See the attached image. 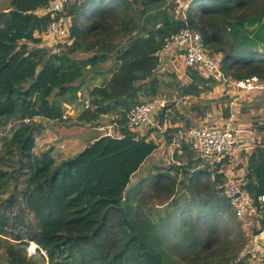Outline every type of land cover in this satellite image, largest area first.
Masks as SVG:
<instances>
[{
	"label": "trees",
	"instance_id": "1",
	"mask_svg": "<svg viewBox=\"0 0 264 264\" xmlns=\"http://www.w3.org/2000/svg\"><path fill=\"white\" fill-rule=\"evenodd\" d=\"M50 1L13 0L0 12V129L15 123L0 147V264H48L45 256L54 252L68 264H254L244 252L245 224L220 187L224 176L213 177L189 147L182 150L186 163L130 189L158 145L131 131L128 113L160 97L159 54L186 25L201 33L211 55L220 56L226 75L264 83V49L248 38L249 28L264 23V0H194L187 22L167 12L148 21L150 8L166 0H133L141 9L132 0H89L70 12L71 36L57 53L36 37L51 22L37 14ZM120 36L129 37L126 45L114 43ZM117 47V69L107 84L91 90L77 121L112 116L120 136L98 137L62 160L51 148L36 153L37 119L64 122L65 105L80 103L77 83L88 67L106 62ZM188 76L182 96L200 97L219 84L194 69ZM169 108L159 112L160 126ZM169 170L185 175L184 202L175 198L177 181ZM247 179L244 189L257 203L264 195V141L249 157ZM256 224L253 234L259 236L264 215Z\"/></svg>",
	"mask_w": 264,
	"mask_h": 264
},
{
	"label": "crops",
	"instance_id": "2",
	"mask_svg": "<svg viewBox=\"0 0 264 264\" xmlns=\"http://www.w3.org/2000/svg\"><path fill=\"white\" fill-rule=\"evenodd\" d=\"M172 3L175 4L173 0H167V4ZM162 5L161 7H164ZM38 14L39 16H43L42 9L38 11ZM154 20L155 18H152L150 21L153 22ZM144 23L148 24L146 20ZM36 37L40 38L41 35L39 33H36ZM119 38L122 41V46L126 45L129 40V37L125 38L120 36L116 38V41L114 43H118L117 39ZM248 38L250 39V41H255V45H257L260 49V52H262V49H264V23L254 28H249ZM41 39H43V46H47L50 48V43L53 42L50 41V43H48V41H45V38L43 37H41ZM118 48L121 47H117L111 53L107 54L108 60L106 62L96 65L93 68L88 67L92 68L88 71V73H91L92 76H87L82 83L78 84L81 87L80 92L78 93L79 101H81V98H85L87 100L91 90H93L95 87L103 86L110 81L114 73L112 71L115 68L117 69L118 67V63L116 61V53ZM159 55L160 67L159 70H157V75L161 80L162 89L160 97H158L157 99L166 100L168 103L167 108H170L167 110V117L164 125H159L158 130L162 133H167L168 128L170 130H174L175 128L183 125L192 126L193 124H200L205 114H201L199 112V108L208 107L205 109L204 113H207L208 111L212 112L214 115L213 122L218 123L219 125H224L231 121V119H234L235 124L239 127L240 130H242V133L239 134L238 143L236 144L234 153L223 164V166L221 167L222 173L219 174H222L224 176L225 183L230 180H242L246 184L248 180L247 175L249 157L264 141V132L260 129V127L264 126L262 124L264 123V91L241 95L237 90L233 88H227L223 85L218 84L212 92L204 93L200 97L182 96L180 89L183 86L191 83V79L188 76V69L184 64V57L182 52L174 46H169L166 47ZM217 59H219V57H217ZM162 67H164V69H162ZM88 85H91V90L88 92V95H84L83 92ZM223 97H225L227 103L220 101V98ZM171 103H174V105ZM65 108V121L71 119L73 116H75L77 119L82 111L78 107V105L66 104ZM223 108H225V112L223 111ZM200 114L201 117H199ZM37 121L40 122L42 126L40 128L36 141H38L40 138L42 139L45 134H47L46 137L51 140L55 137L52 132L50 134V129L52 130L53 128H48L47 130L44 122H50L52 125H56L62 122L53 120L50 121L40 118H38ZM156 123L157 122H155L154 126H156ZM9 126L10 128H12L10 132L11 134L13 128L15 127V123L12 122L9 124ZM154 133L155 132L151 133L150 131H148V134H146L145 136L148 138V140H153L158 145L157 150L151 157L155 156L156 153L164 149V145L166 144V141L163 142L164 137L165 139L166 136L168 137V135H165L163 137L160 136L161 138L157 140L154 136ZM169 133L170 132L168 131V134ZM166 145L170 147L169 142H167ZM72 148V145H70L68 142L60 144L54 150L55 158L58 160L66 159L82 151L81 150L77 153H73ZM47 149H50V144L46 146L45 150ZM181 153L182 151L179 154ZM192 153L194 159H196V154L194 152ZM175 154L177 155V153ZM215 174L216 172L214 173V175ZM224 184L220 187L224 188ZM255 221L256 223L259 222L257 221V219ZM259 236H255V238L253 239L254 241L250 242L252 250L248 252L252 255L254 264H262L264 261V246L257 242V238Z\"/></svg>",
	"mask_w": 264,
	"mask_h": 264
},
{
	"label": "built area",
	"instance_id": "3",
	"mask_svg": "<svg viewBox=\"0 0 264 264\" xmlns=\"http://www.w3.org/2000/svg\"><path fill=\"white\" fill-rule=\"evenodd\" d=\"M88 1L51 0L49 6L42 9L43 16L49 15L51 22L43 33H39L41 37L45 38L44 40L48 43L52 41L59 46L66 44L74 26V17L70 14V10L82 6ZM173 1L177 6V12L182 13V18L186 21L185 13L189 7L188 3L185 0ZM169 46H174L182 52L187 69H194L206 80L217 82L227 88H233L241 95L264 91V83L256 76L238 80L226 75L222 70L220 60L213 58L203 45L201 33L189 25H186L170 38L167 47ZM167 104L166 100L153 99L134 107L128 113L131 131L139 134L150 126H154L155 118L159 112L167 107ZM85 106H89L88 101H85ZM213 121L214 115L208 111L200 124L175 128V131L170 134L169 145L172 152L178 153L185 146L189 147L196 154V160L203 161L204 164L201 167L209 165L212 172L219 174L222 173L223 164L234 153L242 130L235 124L234 119L224 125H219ZM115 136L119 137L120 135ZM245 185L242 180H230L224 184V195L234 208L238 218L243 221L247 219L259 221L264 215V195H260L256 203L254 198L244 189Z\"/></svg>",
	"mask_w": 264,
	"mask_h": 264
},
{
	"label": "rangeland",
	"instance_id": "4",
	"mask_svg": "<svg viewBox=\"0 0 264 264\" xmlns=\"http://www.w3.org/2000/svg\"><path fill=\"white\" fill-rule=\"evenodd\" d=\"M12 1L13 0H0V12L8 11V9L11 7ZM185 1L190 6L192 1H194V0H185ZM133 2L134 1L132 0V3ZM133 4H134V6L140 7L139 3H133ZM162 6H164L165 8L161 7V6H155L153 8H150V15L147 16L148 21H150L152 18H155V17H159L161 19V13H163V12H167L170 15L172 14L176 17L181 15V18H182V13H180V14L177 13V6L174 3L167 4V0H166V2ZM141 8H143V7H140L139 9H141ZM139 9H136L132 12V16L136 21H138V19H139V11H140ZM72 10H70V12ZM119 40H120V38L117 39V41H118L117 46H119L122 42L121 40L120 41ZM50 45H51L50 48L47 46H43V45L42 46L47 48V49H50L54 53L61 51V49H58V46H59L58 44L54 43V45H53V43H50ZM91 56H93V53L83 54L79 57L84 58V57H91ZM211 56L215 59H217V57L220 58L219 55H216L217 57L214 55H211ZM99 64H101V63H99ZM92 68L87 69L84 77L77 84L82 83L87 76H92L91 73H88L89 69H92ZM162 69H164V67H162ZM115 70H116V68L112 72H114ZM90 90H91V85L86 86V88L83 92L84 95H88V92ZM85 101H86L85 98H81V101L78 104V107L81 110H83L85 108ZM220 101L227 103V100H225V97L220 98ZM171 104L174 105V103H171ZM223 111L225 112V108H223ZM199 117H201V114ZM155 122H157L156 126H150L149 128L145 129L142 133H139V135H143V137H145L146 134H148V131H150L151 133L155 132L154 136L157 140L159 138L165 136V135H168V137L166 136V139L164 137V141H163V142L166 141V144H167V142H169V138L171 136L170 134L173 133L175 131V129L170 130L168 128V131L170 132L169 134H168V131H167V133L166 132L162 133L158 130V126L160 124H159V120L157 119V117L155 118ZM260 122H261V120H260ZM44 124L46 125L47 130H48V128H53L52 130L50 129V134L52 132L55 135V137L51 140V139H48V137H46L47 134H45L42 139L40 138L37 141L36 153H41L42 151H44L46 149V146H48L49 144H50V148L55 150L57 146H59L62 143L64 144L66 142H68L70 145H72V147H73L72 152L77 153V152L83 150L89 144H91L94 141V139H97L98 137H101V136L110 135V134L115 136V134L117 133L116 132L117 130H115L116 125L114 122V117H112V116H104L98 122L92 123V124L80 123L77 121L75 116H73L69 120L58 123L56 125H52L50 122H44ZM262 124L264 125V123H262ZM189 126H191V125H189ZM189 126H184V127H189ZM262 127L264 128V126H262ZM11 129L12 128H10V126H7L6 128L0 129V147H1V143H2L3 139L5 137H9L11 135L10 134ZM47 133H48V131H47ZM166 144L164 145V149H162L158 153H156L155 156L148 158V160L146 161L144 166L141 168V170L133 176L132 182L130 185V189L135 187V185L139 184L141 181L151 184V178L154 177L155 175H157L159 173L167 172V170L170 167H179L180 163H186L187 156L183 151L181 154H179L178 152H172L171 148ZM175 153H177L178 158H176ZM169 171H170V175L172 177H174V179H176V181H177V189H176L175 198L178 201L184 202L185 199H187V198L189 199V196H187V191L185 190V188L183 186V182H185V175L183 173H181L182 171H180V173L178 175H177V171H175V170H172V171L169 170ZM214 173L215 172H212L213 177L215 176ZM9 192H10V188L7 189L5 192H3V194H1V195L7 196L9 194ZM243 223L245 224L244 228H245V233H246L247 239L249 240L248 246L246 247V250L244 251L247 254L250 250H252V248L250 246L251 245L250 242H253L254 241L253 239L255 238V236L253 234V231H254L253 227L254 226L258 227V224H256V221L254 222V220H252V219L251 220L250 219L244 220ZM28 251L30 254H34L33 250L29 249ZM0 256H1V253H0ZM45 257H46V261L48 262V264H68V261L63 260L62 255L57 253V252H54L52 254H46Z\"/></svg>",
	"mask_w": 264,
	"mask_h": 264
},
{
	"label": "water",
	"instance_id": "5",
	"mask_svg": "<svg viewBox=\"0 0 264 264\" xmlns=\"http://www.w3.org/2000/svg\"><path fill=\"white\" fill-rule=\"evenodd\" d=\"M257 242L264 246V232L257 238Z\"/></svg>",
	"mask_w": 264,
	"mask_h": 264
}]
</instances>
